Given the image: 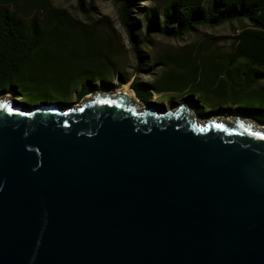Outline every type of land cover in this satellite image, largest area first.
Masks as SVG:
<instances>
[{
    "label": "water",
    "instance_id": "1",
    "mask_svg": "<svg viewBox=\"0 0 264 264\" xmlns=\"http://www.w3.org/2000/svg\"><path fill=\"white\" fill-rule=\"evenodd\" d=\"M133 94L0 98V264H264V124Z\"/></svg>",
    "mask_w": 264,
    "mask_h": 264
},
{
    "label": "trees",
    "instance_id": "2",
    "mask_svg": "<svg viewBox=\"0 0 264 264\" xmlns=\"http://www.w3.org/2000/svg\"><path fill=\"white\" fill-rule=\"evenodd\" d=\"M98 1L116 6L139 64L150 36L176 40L198 27L237 24L230 51L203 41L165 53L155 61L161 71L153 83L134 80L130 89L143 104L153 93L185 94L198 115H240L264 124V107L247 108L241 101L250 87L264 89V0H161L140 10L141 36L134 14L140 2L151 0H76L82 19L37 0H0V96L10 93L25 104L63 102L72 95L80 101L111 89L112 77L117 86L124 84L113 62V38L91 16Z\"/></svg>",
    "mask_w": 264,
    "mask_h": 264
},
{
    "label": "rangeland",
    "instance_id": "3",
    "mask_svg": "<svg viewBox=\"0 0 264 264\" xmlns=\"http://www.w3.org/2000/svg\"><path fill=\"white\" fill-rule=\"evenodd\" d=\"M38 2H43L47 7L51 9H60L68 12L74 18L82 19L79 10L77 9L76 0H37ZM161 0H151L140 2L137 8V13L134 14V19L138 21L140 29L138 35H143L145 32L143 16L141 14V9L150 6H160ZM92 19L97 22L100 28H103L108 34L113 38L114 45L117 49V54L113 60L115 68L120 72L126 82L121 86H117L116 79L111 78L110 84L111 89L109 91H116L124 86L130 89L131 83L134 80L139 82H144L152 84L153 81L159 76L161 68L156 65L155 61L161 55L165 53H174L182 50L189 49L191 46H197L203 41H211L212 43H217L214 48H218L221 51L228 52L231 50L233 36L236 34L234 29L237 24L233 25H223L220 27H198L196 31L191 32L183 36L181 39H168L163 36L153 35L148 38L146 46L141 48V56L143 57L142 63L136 59L135 54L132 51V46L129 41V37L125 30L122 28L118 11L116 6L111 1H98L93 5V11L91 13ZM161 19V16H159ZM99 82L96 86H99ZM101 90V89H99ZM98 90V91H99ZM97 91V92H98ZM93 94V93H92ZM12 98L20 102V98L13 96L10 93H6L0 98ZM133 97H136L133 94ZM171 97H173L171 99ZM264 89L257 88L256 86L250 87L247 92L244 93L242 97V102L247 108L260 109L264 107ZM81 101V100H80ZM80 101H76L74 95H72L68 101L63 102H53L46 101L49 103H58L60 106L66 104L77 105ZM42 102V101H41ZM41 102H36L31 105H37ZM182 103L190 104L191 112L196 114V106L191 103L185 94H158L153 93L151 100L148 103L154 107L167 109L171 104L179 105ZM198 115V114H197ZM202 118H213L220 117L226 119H233L235 116L222 117L217 115L209 116L207 114L199 115Z\"/></svg>",
    "mask_w": 264,
    "mask_h": 264
}]
</instances>
